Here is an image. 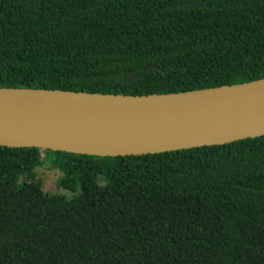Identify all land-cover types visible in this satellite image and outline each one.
Segmentation results:
<instances>
[{"label": "trees", "instance_id": "1", "mask_svg": "<svg viewBox=\"0 0 264 264\" xmlns=\"http://www.w3.org/2000/svg\"><path fill=\"white\" fill-rule=\"evenodd\" d=\"M259 79L264 0H0V88L142 96ZM51 152L0 146V264H264V137L54 152L73 197L34 179Z\"/></svg>", "mask_w": 264, "mask_h": 264}, {"label": "water", "instance_id": "2", "mask_svg": "<svg viewBox=\"0 0 264 264\" xmlns=\"http://www.w3.org/2000/svg\"><path fill=\"white\" fill-rule=\"evenodd\" d=\"M260 137L264 79L142 96L0 88L2 147L119 157Z\"/></svg>", "mask_w": 264, "mask_h": 264}, {"label": "rangeland", "instance_id": "3", "mask_svg": "<svg viewBox=\"0 0 264 264\" xmlns=\"http://www.w3.org/2000/svg\"><path fill=\"white\" fill-rule=\"evenodd\" d=\"M54 161H55V153L51 152L47 162H45V164L35 169L34 179L36 178L42 183L43 189L46 192L52 194H61L67 197H73L78 195L79 190L77 192H71L60 187L59 181L64 174L53 166ZM32 179L33 176L29 177L28 174L22 173L19 176L18 185H21L24 182L31 181ZM99 182L103 184L101 180Z\"/></svg>", "mask_w": 264, "mask_h": 264}]
</instances>
